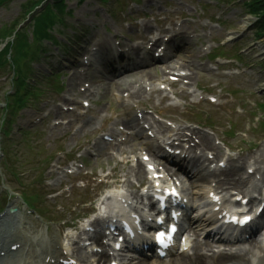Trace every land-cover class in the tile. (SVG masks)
<instances>
[{"label":"rangeland","instance_id":"1","mask_svg":"<svg viewBox=\"0 0 264 264\" xmlns=\"http://www.w3.org/2000/svg\"><path fill=\"white\" fill-rule=\"evenodd\" d=\"M69 4L71 3V6L73 7L72 9V25H66V27H60L61 34H62V41H64V39L66 37L70 38L76 45V42H79L81 46L82 45H86L87 43H90V40L86 37H83V40H79L77 38H75V41L73 40V34H74V30L75 29H79V24L82 23H86L88 24V31L87 34L88 36H91L94 31L99 30L100 27L97 25L100 22H104L106 17L108 16L107 13H99L97 10V6L99 5L98 2L96 0H89L86 1L84 3L79 2L78 0H68ZM25 2V0H19L15 3H11L8 7L6 8H2L0 9V25L2 23H10L14 20L17 19H21V15H22V11H21V4ZM180 4L182 2H179ZM189 4V2H187V5ZM97 12V14H95ZM246 13L244 12L243 7H233V8H227L226 7V14L224 16L225 18V23L229 24L232 22H235V25L240 24L241 22H243L244 20H246V17L244 16ZM71 16V15H69ZM81 17V22H78V20L76 19L77 17ZM74 28V29H73ZM76 33V32H75ZM215 34H218V30L214 32ZM219 34H221V36H223V32H219ZM78 36L79 33H78ZM263 38H261L259 40V44L263 49H264V36H262ZM256 38L253 36V33L251 32L249 35V42L252 40H255ZM84 47V46H83ZM68 51H71V49H68ZM73 51H76L75 49H73ZM65 56H71V53L66 54V55H54V57L49 58L48 60H43L40 62L39 65L36 66V70H35V74L36 77H38L40 80H42V83H48V81H51L52 79H50L48 76V72L46 70V64H53L56 65L57 61H59L60 59L64 58ZM258 61H260V59H258ZM44 65H45V69H44ZM55 68V67H54ZM61 69L56 70L57 74H60L57 77H54V79L52 80V85L55 84L56 82H58L61 85H64V89H65V93H67V91L71 88L70 87V83L72 82V80H74V76L72 77V73L69 75V72H65L63 73L60 72ZM255 71L258 72V75H256L255 77L252 76V78H247L246 76L241 77V78H236L234 79L231 83L232 86L234 88H239L241 86H246L247 85H254L256 84L257 81H263L264 80V72L259 71L258 69H256ZM199 78L201 79H205L208 80L207 78L200 76ZM208 82V81H207ZM64 83V84H63ZM43 84V85H44ZM0 98H2V93L4 94L5 91L10 87L8 84L7 85H0ZM76 91V90H74ZM51 92H49L50 94ZM57 94H54V96ZM109 93H106L105 96L102 98L101 101V106L102 107H107L108 105H111V102L109 101ZM60 100H63V96L59 95ZM34 103L37 104V106L32 104V107L26 108L25 110L21 111V113H31L33 112L37 107H44V106H48L49 105V101L47 100H43V101H35ZM75 117V115H74ZM225 123V122H224ZM76 123L73 124V126L71 127L72 130L74 131V129L76 128ZM49 128V127H48ZM47 128V129H48ZM63 128L64 127H60L59 129H55L53 128L52 130V134L46 132V134L48 136H45L44 138L41 139V144L45 145L44 150H46L45 156L46 155H50V154H55L59 151H61L60 149L65 150V152H68L70 150H72L73 148L77 147L78 144L82 141V138L84 137L83 134H79L77 137H72V134L69 132H63ZM10 149H12V147L9 146ZM261 148H264V143L261 144ZM60 156H63L64 153H58ZM109 163L105 162L102 165L100 164L99 167L101 166H108ZM45 177H49V175L46 173Z\"/></svg>","mask_w":264,"mask_h":264},{"label":"bare ground","instance_id":"2","mask_svg":"<svg viewBox=\"0 0 264 264\" xmlns=\"http://www.w3.org/2000/svg\"><path fill=\"white\" fill-rule=\"evenodd\" d=\"M171 40H174V38H172ZM150 49H154V48H150ZM166 56H168V55L167 54L162 55L163 58L166 57ZM151 58H152V60H156V58H153V57H151ZM188 59H189L190 62H189V64H183L184 67H189V65H191V57H188ZM192 63H194V61ZM165 64H166V68L169 69L170 68V67H168L169 65H174V64H176V65L179 64L180 65L181 63H179V62H177V61H175V60H173L171 58H167L166 61H165ZM178 69H181V68H178ZM78 79L81 80V77H78ZM72 84H74V83L72 82ZM118 87L120 89L129 91V93L132 94L134 97H140L143 94L142 90L135 91V89H130L129 88V82H127V81L120 82ZM107 88L110 89L111 86L107 85L106 89ZM103 89L104 88H101V90H103ZM124 118L127 119V117H124ZM134 121H135V125H132L131 122H134ZM124 124L126 126L130 125V127H126L128 129H136L138 126H140L138 121H137V119H134V118H130V122L124 120ZM85 126L89 127V129L93 130L96 125L92 126V122L89 121V120H86L85 121ZM85 126H81L78 130L83 131ZM151 126L153 127L154 133H155V136H154V139H153V143H156L158 145V147H162L163 145H169L170 138H161L159 136V133L162 132V131H166L168 129V127L165 126L162 123H158L156 125L153 123V124H151ZM141 129H143V128L138 129V132H136V134L140 133L142 135L144 130L140 132ZM193 133L198 136L199 142L196 143V145L194 144L195 146L193 145V146H191L189 148V150H187L188 154H186V156H188L190 160H193L196 163L197 161H199L202 158V154L203 153L206 154L205 151H207V150L208 151H215L216 154L219 153V149L211 147V143H212L211 142V138L207 134L202 133L200 131H194ZM180 138L181 137L179 136L178 138H175V140L176 139H180ZM94 143H93V145H94ZM100 143H101V139H99V141H97L96 146H99ZM196 148H200L201 149V153H197L198 151L196 150ZM204 148H205V151H204ZM176 149H178V148H176ZM100 150H101V148L96 149L94 151L98 152ZM108 150H110V147L107 146L104 151H100V152H98V154L99 155L107 154ZM137 150H138V148L136 150L133 148L132 153H136ZM148 150L151 153L154 152L156 154L154 148H150L149 147ZM122 152L123 153H127L126 151H122ZM171 156H172L171 153L167 152L166 157L171 159ZM152 157L155 158L153 153H152ZM179 159L180 158H178L177 160H179ZM257 161H259V160H257ZM259 162L261 163V165H259L255 169V173L258 174V175H261L264 172V160L261 159ZM124 163L128 164L129 160L124 161ZM243 164H245V163L243 162ZM198 168L201 171L200 172V174H201L203 172L204 168H202V166H198ZM134 169H135L134 174L129 173V178L127 179V182H125L128 185L132 184V182H131V178L132 177L134 178L133 180L136 179V180H139V181H141V180H143L144 178L147 177L146 176L147 175V168H145L144 165L137 164V166ZM128 172H130V169H128ZM253 173H254V171L248 172L247 176H251ZM219 175L223 176V178L225 180L230 178L231 180L235 181L236 184H237V187L242 188V190H240V192L241 193H247L245 196H249V203H254L256 201V199L254 197L250 196L251 187L248 186V183L244 179L236 178L235 175H230V174H228L226 172H220ZM241 193H239V194H241ZM262 201H264V199ZM255 246L256 245L253 243L251 245L252 249H244V250L238 251L237 253L232 254V255H228V254H224L223 255V254H221V255L218 256L216 262L218 264H227V263H230V262H244L245 261V262L250 263V264L254 263V262L256 264H264V261H259V259L258 260L254 259L255 258V252L253 251V249H255V248H253V247H255ZM182 263L183 264H190V263L186 262V260H182Z\"/></svg>","mask_w":264,"mask_h":264},{"label":"trees","instance_id":"3","mask_svg":"<svg viewBox=\"0 0 264 264\" xmlns=\"http://www.w3.org/2000/svg\"><path fill=\"white\" fill-rule=\"evenodd\" d=\"M259 4H255V7H261V9L260 10H264V0H259Z\"/></svg>","mask_w":264,"mask_h":264},{"label":"snow or ice","instance_id":"4","mask_svg":"<svg viewBox=\"0 0 264 264\" xmlns=\"http://www.w3.org/2000/svg\"><path fill=\"white\" fill-rule=\"evenodd\" d=\"M161 236H162V234H161Z\"/></svg>","mask_w":264,"mask_h":264}]
</instances>
